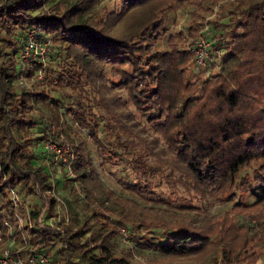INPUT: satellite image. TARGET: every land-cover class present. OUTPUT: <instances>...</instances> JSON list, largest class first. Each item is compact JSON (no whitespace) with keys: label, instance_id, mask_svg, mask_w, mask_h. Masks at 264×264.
<instances>
[{"label":"trees","instance_id":"obj_1","mask_svg":"<svg viewBox=\"0 0 264 264\" xmlns=\"http://www.w3.org/2000/svg\"><path fill=\"white\" fill-rule=\"evenodd\" d=\"M97 1L0 0V39L6 45L5 49L0 47V237L5 235L3 221L9 219L13 235L26 244L21 253L40 249L48 256L47 264H131L111 242L120 226H129L130 236L141 246L165 253L189 254L204 245L207 231L194 223L171 220L120 196L110 197L113 207L103 203V194L91 198L83 181L97 176L80 137L72 144L73 175L65 176L64 185L72 194L77 190L71 180L79 185L86 197L84 212H72L57 223L37 219L41 207L53 213L55 198L47 193L48 173L33 162L32 138L26 134V127L42 123L44 116L56 121L52 106L39 110L35 117L31 110L34 102L54 105L64 97L66 110L91 134L101 155L111 157L112 162L127 163L134 178L121 184L125 190L140 196L152 190L154 194L146 197L159 198L151 188V179L163 177L168 186L174 187L179 181L188 191L212 192L217 197L236 195L240 201L249 195L252 200L245 212L249 217L263 218L264 0L166 2L168 6L192 2L204 9L221 2L222 19L210 21L214 45L223 51L216 62L219 67L207 74L187 70L192 54L183 42L195 36L202 24L201 14L187 24L183 37L160 48L156 43L164 27L165 11L148 15L130 33L117 35L83 18ZM148 1L118 0V10ZM28 31L55 43L49 45L59 54L54 63L57 68L47 66L44 80L33 82L30 89H15L17 67L12 53L15 40L24 41ZM34 68L26 66L25 75L30 76ZM104 69L114 75L109 78L112 87L122 89L143 116L138 129L123 121L121 112L112 106V100L124 103L119 95L100 90L107 89L101 80ZM94 79H100L103 87ZM96 103L103 113L91 110ZM100 127L105 136L109 135L107 143L96 136ZM143 132L153 139L140 140ZM159 137L170 150L167 171L149 159L150 155L160 159L152 145ZM248 166L253 167L251 174L240 175ZM10 187L41 201L31 204L21 225L14 218L18 205L11 202ZM43 194L48 195L45 200ZM240 244L247 248L248 242L244 238ZM227 248L223 243L222 250Z\"/></svg>","mask_w":264,"mask_h":264},{"label":"rangeland","instance_id":"obj_2","mask_svg":"<svg viewBox=\"0 0 264 264\" xmlns=\"http://www.w3.org/2000/svg\"><path fill=\"white\" fill-rule=\"evenodd\" d=\"M166 2L168 0H151L142 5L119 11L118 0H98L85 12V17L83 18L88 19L91 25L101 24L107 30L121 35L130 33L136 25L138 26L140 24L144 17H148V15L154 16V13L160 15L165 11L166 19L164 21V27L161 29V36L156 43L157 47L165 48L169 42L178 41V36L183 37L185 35L187 24L193 18H197L196 14L198 13L202 15V24L195 36L183 41L185 46H188L204 27H207V34L215 41L214 26L210 20L214 18L222 19L220 17L219 3H223L224 0L214 4L209 9L196 8L192 2H174L172 6H168ZM191 38L193 39L191 40ZM44 39L47 42L45 45V53L42 55V63L39 59L35 60L33 57H21L20 52L24 42L22 40H15V50L12 53L17 67L16 76L13 80L15 89L19 87L30 89L33 87V82L44 80V73L47 66L57 68V65H54V63L58 60L59 54L53 45H49L55 43L48 37ZM0 47L3 49L6 48L2 39H0ZM216 62L211 63L209 67L197 66L191 55V59L187 60L186 65L190 73L198 72L199 74H207L217 69L218 63ZM32 65L35 66L34 71L30 76L25 75L24 68ZM103 71L101 80L107 83V89L100 88V90L107 94L112 95L117 93L119 95L120 100H123L124 103H114V100H112V106L118 109V112H121V116L124 117L123 121L128 122V124H133V127L138 129L143 124V116L137 113L133 104L124 95L122 89L112 87L109 78H114V75L108 69H104ZM101 80L94 79L96 84L103 87ZM65 101L66 99L64 97L63 101L54 105L34 102L31 110L35 117L40 114L39 110L45 111L46 106H52L54 108L51 109V113L54 111L56 121H51L48 116H44L40 118L42 123L38 121L36 124L26 127V134L32 138L30 147L34 153L33 162L38 163L41 170L48 173L50 187L47 193L55 198L52 209L53 213H48L46 209L41 207L39 216L42 220L57 223L64 221L72 212H84L83 206L86 197L83 195V191L79 185L74 179L71 180L73 188L77 190L76 194L68 192L67 186L64 185L65 176L73 175L70 167L73 156L72 144L80 137L88 156L92 159L94 171L97 176L96 179L88 178L83 181L85 191L91 198L103 194L106 196V199H102L103 203L113 207V204L110 202V197L120 196L133 202L138 207L149 208L157 214L165 215L171 220L194 223L202 230L207 231V236L204 238V245L199 251L189 254H178L165 253L153 248L141 246L138 241L130 236L131 228L129 226H120L119 232L112 238L111 242L118 252H122L128 257L131 264H264V217H260L259 219L254 216L249 217L248 213L245 212V206L249 205L248 203L252 200L249 195H244L240 201L236 195H230V197H223L222 195V197H217L212 192L198 193L193 189L188 191L186 186L179 181L175 182L174 187L168 186L163 177L160 179L158 177L151 179L153 183L151 188L156 191V196L159 198L146 197V194H154L152 190L144 193V196L125 190L121 184L123 182H130L134 178L127 163L119 162V160L112 162L110 160L111 157L106 158V156H102L100 153L102 150L97 148V144L91 134L79 123V120L73 118L68 113L64 106ZM91 110L95 113H103L98 103L92 104ZM103 119L107 120L105 118ZM42 124L45 126L43 125L41 127ZM42 131L43 135L38 137L39 134H42ZM143 133L145 135L141 134L140 140H144L145 137L147 140L151 138L148 132ZM96 136L107 143L105 138H108L109 135L105 136L101 127L96 132ZM42 138L43 140L63 142L66 144L65 158L61 159L57 157L55 160L52 159V151L47 146L44 148V145L41 143ZM154 140L152 145L160 159H155L151 155L149 159L153 163L157 162L167 171L169 165L166 160L170 158V150L164 146L160 137L158 140ZM252 166L244 168L240 171V175L251 174ZM174 173L177 174L178 172L174 171ZM22 191L17 193L19 201L17 202L18 207L15 210L20 216L16 220L20 225L26 222L28 209L31 204L34 201L41 202H39V197ZM48 195L43 194V200ZM45 214L48 215L46 218L43 217ZM5 232L4 238L0 239V253H3L4 249L9 248L10 251L16 250L24 257L21 253V248H26V244L13 235L12 225L10 227L5 226ZM8 238L10 239L9 241ZM244 238L248 242L247 248H244L240 244V240L243 241ZM223 243L228 246L225 250H222ZM251 248H254L255 251H249ZM10 251H7L10 256L16 254V251Z\"/></svg>","mask_w":264,"mask_h":264},{"label":"built area","instance_id":"obj_3","mask_svg":"<svg viewBox=\"0 0 264 264\" xmlns=\"http://www.w3.org/2000/svg\"><path fill=\"white\" fill-rule=\"evenodd\" d=\"M23 42L24 43L22 46V50L20 52V56L33 57L35 60L39 59L42 63L43 62L42 55L45 53V45L47 40L39 39L34 34L33 31H28L26 33ZM214 44H215L214 41L207 34V27H204L198 33L195 39L187 46L190 48L192 52L195 65L202 67H209L211 63H214L219 59L223 51V48L216 47ZM41 143L44 145V148H46V146L47 148H50V150L52 151L51 152L52 159L55 160L57 157H60L61 159L65 158L66 144H64L63 142L43 140L42 138ZM9 197L13 204H17V202L19 201L17 192L12 187L9 188ZM14 218L15 220H18L20 218L19 214H17V211L14 212ZM37 219L39 221L42 220L40 216H38ZM3 224H4V228L5 226L10 227L11 221L9 219H4ZM9 240L10 239L8 238V241ZM8 250L10 251L9 248H6L3 250V253H0V264H47L48 263V256L40 249H34L32 252H28L26 255H24V257L16 250H14L16 251L15 252L16 254L14 256H10L7 253ZM14 251L11 250L10 252H14Z\"/></svg>","mask_w":264,"mask_h":264}]
</instances>
